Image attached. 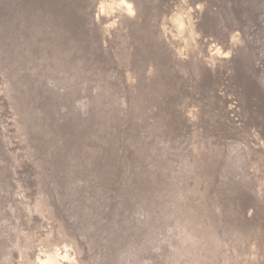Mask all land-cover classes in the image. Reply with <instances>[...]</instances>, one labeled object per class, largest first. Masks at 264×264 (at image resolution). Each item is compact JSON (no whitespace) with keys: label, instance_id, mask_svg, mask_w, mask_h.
<instances>
[{"label":"rangeland","instance_id":"rangeland-1","mask_svg":"<svg viewBox=\"0 0 264 264\" xmlns=\"http://www.w3.org/2000/svg\"><path fill=\"white\" fill-rule=\"evenodd\" d=\"M177 1L0 0V264H264V105L204 61L264 0Z\"/></svg>","mask_w":264,"mask_h":264},{"label":"bare ground","instance_id":"bare-ground-1","mask_svg":"<svg viewBox=\"0 0 264 264\" xmlns=\"http://www.w3.org/2000/svg\"><path fill=\"white\" fill-rule=\"evenodd\" d=\"M174 1V0H173ZM179 1V2H178ZM177 3L182 4V5H187V3L192 2L191 4H193V2L198 4L202 2V4H205V11L203 10H198L196 15L198 16L196 18V20H199V18L201 20H203V18L205 19H209L210 18V14H211V10L208 9L207 6L209 5H214L216 4L213 0H178ZM129 3V2H128ZM176 3V2H175ZM200 4V5H202ZM203 4V5H204ZM177 5V4H176ZM181 5V6H182ZM202 5V6H203ZM139 6V5H138ZM180 6V7H181ZM192 6V5H191ZM194 6V5H193ZM179 7V9H180ZM190 7V6H189ZM199 8V7H198ZM185 9V8H184ZM191 9V8H190ZM213 10V9H212ZM193 12V11H192ZM182 16V15H181ZM186 16V15H185ZM203 16V18H202ZM178 17V16H176ZM183 17V16H182ZM181 17V18H182ZM189 17V16H188ZM179 18V17H178ZM80 20V19H79ZM182 21V20H181ZM183 23V22H182ZM192 23V22H191ZM200 23V22H199ZM206 25V24H205ZM194 26V25H193ZM176 27V26H175ZM248 29H251L249 27H246ZM245 28V29H246ZM244 30V29H243ZM194 32V31H193ZM242 34V33H241ZM246 34V33H245ZM244 34V35H245ZM171 35V34H170ZM194 35V34H193ZM192 35V36H193ZM236 36V35H235ZM247 36V35H246ZM168 38V37H167ZM172 38V35L171 37ZM238 38V37H237ZM243 38V36H242ZM233 39V38H232ZM170 40V39H169ZM227 40V39H225ZM230 40V39H229ZM237 40V39H236ZM242 39H238V42L235 43H231L228 44L226 42L224 43H219V45L215 44L216 48L215 51H213L212 53H209L206 57H205V66L211 67V68H215V69H222L223 73L226 78H231V80H239L242 82L243 86L242 88V92L244 91V97H246L250 92H253V95H257L258 96V101H261L264 105V74L262 75V73H264V59H259L257 58V55L253 54L251 50V48L246 49L247 47H245L244 45H242ZM178 41V40H176ZM235 42V41H234ZM172 43V42H171ZM195 45V44H194ZM222 47V49H221ZM186 60V59H185ZM180 62V61H179ZM201 70V69H200ZM205 69L203 68V70H201L200 72H204ZM66 77V76H65ZM219 78V77H218ZM212 81V80H211ZM226 85V84H225ZM213 86V85H212ZM201 87V86H200ZM211 86H209L207 84V86L203 87V92L206 93L207 90H211L210 89ZM217 89V87H216ZM231 89V88H230ZM214 90V89H213ZM220 91V90H219ZM228 91V90H227ZM176 92V91H175ZM221 94V93H220ZM213 98V96H212ZM245 99V98H244ZM218 100V99H217ZM242 100V99H241ZM213 101V99H212ZM243 101V100H242ZM247 101H251V97L248 96ZM255 101V100H254ZM239 102V100H238ZM227 103V102H226ZM230 103V102H229ZM215 104V103H214ZM240 104V103H239ZM242 104V103H241ZM240 104V105H241ZM246 104V103H244ZM226 105V104H225ZM252 105V104H251ZM257 105V104H256ZM221 106V105H220ZM233 106V105H232ZM237 106L236 103H234V107H228L226 110L228 111H233V109ZM255 106V105H254ZM259 106V105H258ZM257 107V106H256ZM249 108V107H248ZM263 109V107H262ZM261 109V110H262ZM246 110V109H245ZM230 111V112H231ZM249 113V112H247ZM196 116V115H195ZM232 118V117H231ZM245 138V137H244ZM229 145V144H228ZM256 148V147H255ZM251 149V148H250ZM247 150V149H246ZM257 151V150H256ZM262 151V150H261ZM251 152V151H250ZM202 153V152H201ZM248 153V152H247ZM258 153V152H257ZM198 154V153H197ZM255 154V153H254ZM258 155V154H257ZM198 156V155H197ZM249 156V155H248ZM259 156V155H258ZM201 157V156H200ZM229 157V156H228ZM250 157V156H249ZM241 159V158H240ZM251 162V161H250ZM261 163V162H260ZM249 164V163H248ZM244 165V164H243ZM202 172V171H201ZM209 174V173H208ZM250 174V173H249ZM241 175V174H240ZM244 175V174H243ZM242 175V176H243ZM249 178V177H248ZM237 179V178H236ZM234 182V181H233ZM245 182V180H244ZM233 184V183H232ZM241 185V184H240ZM250 185V184H249ZM252 188V187H251ZM202 189V188H201ZM259 190V189H258ZM247 191V190H246ZM261 191V190H260ZM194 192V191H193ZM251 192V191H250ZM184 197V196H183ZM240 199V198H239ZM247 203V202H246ZM38 206V205H37ZM252 206V205H251ZM250 206V207H251ZM246 207V206H245ZM243 208V207H242ZM117 209V208H116ZM116 209L113 211L114 214H112L113 217L116 218L117 212ZM209 209V208H208ZM249 209V207H248ZM120 210V209H119ZM182 210V209H181ZM251 210V209H250ZM216 211V210H215ZM198 212V211H197ZM218 213V212H217ZM236 213V212H234ZM242 215V214H241ZM205 216V215H204ZM243 216V215H242ZM245 216V215H244ZM260 218L264 219V213H260ZM243 218V217H242ZM246 218V217H245ZM225 219V218H224ZM247 220L248 217L246 218ZM245 220V219H244ZM203 221V220H202ZM109 223V222H108ZM113 223V221H112ZM207 223V222H206ZM198 224V223H197ZM209 224V223H208ZM8 225V224H7ZM126 225V224H124ZM128 223L126 225V228L123 229L122 233H124L126 230H128ZM208 226V225H207ZM210 227V226H209ZM207 227L206 231H208V229H211ZM232 227V226H231ZM124 228V227H122ZM134 230L136 233V225H134ZM21 229V228H20ZM176 229V228H175ZM187 229V228H186ZM199 229V228H198ZM113 230V227H112ZM120 230V229H119ZM119 230H113L112 236H115V234H117V232H120ZM122 230V229H121ZM14 231V230H13ZM129 231V230H128ZM205 231V230H204ZM122 233H120V235H117L118 238L121 239L122 237ZM134 233V234H135ZM211 233V232H210ZM195 234V233H194ZM116 236V237H117ZM181 236V235H180ZM218 236V235H217ZM222 237V236H221ZM220 237V238H221ZM243 238V237H242ZM148 239V238H147ZM262 239V238H261ZM9 240V239H8ZM22 241V240H21ZM117 240H115L116 242ZM200 242V241H198ZM21 243V242H20ZM14 244V243H13ZM73 245V244H72ZM255 245V243H254ZM253 245V246H254ZM13 246V245H12ZM16 246V245H15ZM25 247V246H24ZM139 247V246H138ZM80 248V247H79ZM15 249V248H14ZM57 248L55 247V244L53 243L51 246H49L48 248L45 247V249L40 250L37 254H33L34 257L30 258V260H28V264H39L40 260H46L48 258V256L50 255H56V253L58 252L61 256L65 255V250L62 252H59L56 250ZM181 249V248H180ZM67 250V249H66ZM74 250V249H73ZM79 250V249H78ZM158 250V249H157ZM188 250V249H187ZM210 250V249H209ZM19 251V250H18ZM85 251V250H84ZM119 251V250H118ZM10 253V252H9ZM29 253V252H28ZM84 253V252H83ZM183 253V252H182ZM8 254V253H7ZM13 254V253H12ZM70 256H74V253H66ZM122 254V253H121ZM204 254V253H203ZM25 255V254H24ZM29 256V255H28ZM122 256V255H121ZM150 257V256H149ZM208 257V256H207ZM82 258V257H81ZM141 258V257H140ZM23 259V258H22ZM81 260V259H80ZM214 260V259H213ZM256 261V260H255ZM144 262V261H143ZM213 263V262H212ZM27 264V263H25ZM64 264H66V262H64ZM77 264H86V260L83 261H77Z\"/></svg>","mask_w":264,"mask_h":264},{"label":"clouds","instance_id":"clouds-1","mask_svg":"<svg viewBox=\"0 0 264 264\" xmlns=\"http://www.w3.org/2000/svg\"><path fill=\"white\" fill-rule=\"evenodd\" d=\"M110 7L109 5H101V10L103 12L104 9ZM120 7H125L128 11L129 15H135L134 11H133V6L131 4H122L120 5ZM182 27V25H181ZM67 252H71V249H68ZM64 262H66V264H77V260L74 256H70L68 254L65 255H60L58 252L56 253V255H50L48 256V258L46 260H40L39 264H64Z\"/></svg>","mask_w":264,"mask_h":264}]
</instances>
